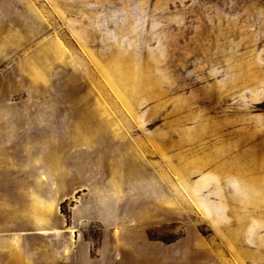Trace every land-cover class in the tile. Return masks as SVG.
<instances>
[{
	"label": "rangeland",
	"instance_id": "obj_1",
	"mask_svg": "<svg viewBox=\"0 0 264 264\" xmlns=\"http://www.w3.org/2000/svg\"><path fill=\"white\" fill-rule=\"evenodd\" d=\"M6 109L56 128L61 211L98 191L122 256L264 264V0H0ZM49 149L0 172L52 171Z\"/></svg>",
	"mask_w": 264,
	"mask_h": 264
},
{
	"label": "crops",
	"instance_id": "obj_2",
	"mask_svg": "<svg viewBox=\"0 0 264 264\" xmlns=\"http://www.w3.org/2000/svg\"><path fill=\"white\" fill-rule=\"evenodd\" d=\"M9 111L1 110L0 116L10 115ZM55 132V127L44 123H0L1 163L8 162L11 147H22V155L24 149L36 146L53 149L41 153L52 171L19 176L0 172V264H164L163 252L148 246L130 244L122 256L121 240L114 232L120 225L119 213L114 205L105 204L98 191L72 197L69 201H75L68 205L66 213L61 211L59 203L71 195L58 194L53 183ZM27 154L28 158L34 157L31 149ZM131 171H136L135 167ZM15 179L47 180L48 185L10 186L9 181ZM89 226L100 228L98 240L85 236ZM196 256L199 254H190L188 264H198L193 262Z\"/></svg>",
	"mask_w": 264,
	"mask_h": 264
}]
</instances>
